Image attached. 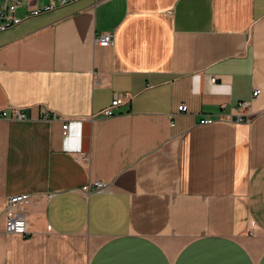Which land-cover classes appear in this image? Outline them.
<instances>
[{
	"label": "crops",
	"instance_id": "0c3cea01",
	"mask_svg": "<svg viewBox=\"0 0 264 264\" xmlns=\"http://www.w3.org/2000/svg\"><path fill=\"white\" fill-rule=\"evenodd\" d=\"M50 1L0 32V264H264V0Z\"/></svg>",
	"mask_w": 264,
	"mask_h": 264
},
{
	"label": "built area",
	"instance_id": "2783aa9c",
	"mask_svg": "<svg viewBox=\"0 0 264 264\" xmlns=\"http://www.w3.org/2000/svg\"><path fill=\"white\" fill-rule=\"evenodd\" d=\"M79 0H51L48 4L44 5L41 8H36L29 13V16H37L46 12L53 11L59 7L67 6L71 3L77 2ZM97 2H102L105 0H96ZM23 2L22 0H0V32H5L20 23L23 22L24 18L18 14L19 9L21 8ZM96 43L101 46H110L114 43V34L110 32L101 33L96 38ZM215 78H212L211 81L215 82ZM261 93L260 89H256L253 93V97L258 96ZM124 100L121 96L117 95L110 107L105 109L102 114L104 116H114V109L121 104H123ZM250 106V102H241L239 103L240 108H248ZM180 111H186V105L179 106ZM264 116V110L258 112H250L249 120ZM0 118L16 120V121H25L29 120L30 117L27 113L20 108L13 107L11 109H0ZM227 118L230 120L229 116L219 115L203 118L200 123L201 124H212L218 120ZM238 122L243 121L242 117H238ZM70 132V123L68 122L65 126L64 134L69 136ZM79 159L82 162H88L90 160L89 153H80ZM108 189V184L96 181L90 183L89 185L83 188L85 193H90L92 191L102 192ZM32 195L29 193H22L13 195L8 199V203L6 206V216H7V226L6 230L9 233H16L22 236L30 235V224L28 221L26 206L30 203Z\"/></svg>",
	"mask_w": 264,
	"mask_h": 264
}]
</instances>
